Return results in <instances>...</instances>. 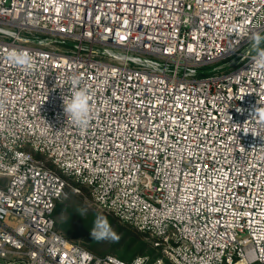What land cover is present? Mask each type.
Wrapping results in <instances>:
<instances>
[{
    "label": "built area",
    "instance_id": "1",
    "mask_svg": "<svg viewBox=\"0 0 264 264\" xmlns=\"http://www.w3.org/2000/svg\"><path fill=\"white\" fill-rule=\"evenodd\" d=\"M254 32L264 0H0V264H264ZM80 87L83 133L62 107ZM79 186L163 257L63 236L55 208Z\"/></svg>",
    "mask_w": 264,
    "mask_h": 264
},
{
    "label": "rangeland",
    "instance_id": "2",
    "mask_svg": "<svg viewBox=\"0 0 264 264\" xmlns=\"http://www.w3.org/2000/svg\"><path fill=\"white\" fill-rule=\"evenodd\" d=\"M7 180V177L0 174V185ZM71 187H75V185L71 183ZM71 187L68 188L66 196L59 201V203L65 204L64 210L56 216L57 227L60 230L62 226L66 227L68 232L65 235L69 239L98 256L115 255L125 260H131L134 254L137 253L139 246H142L140 243L143 242L145 247L142 249L143 253L141 256H148L151 262L160 258L159 256L163 257L162 252L152 246V243L154 245L152 237L117 218L114 214L100 210L92 200L86 187L79 186L80 192H75ZM98 216L108 220L111 228L119 236L118 241H96L91 238L90 231ZM87 224L89 225L86 229ZM130 235L136 239L131 248H128V244L123 239L127 236L128 241Z\"/></svg>",
    "mask_w": 264,
    "mask_h": 264
},
{
    "label": "clouds",
    "instance_id": "3",
    "mask_svg": "<svg viewBox=\"0 0 264 264\" xmlns=\"http://www.w3.org/2000/svg\"><path fill=\"white\" fill-rule=\"evenodd\" d=\"M262 40H264V37L259 32L252 33L250 37L252 49L255 53L250 62V70L252 71H264V48L261 47ZM8 60L16 67L25 70L32 63L31 56L23 51L9 52ZM62 107L63 114L72 125L82 133L85 132L91 115L90 93L87 87L75 89L68 97L62 94ZM253 115L264 117V112L255 108ZM90 235L96 241L116 242L119 240V236L111 228L108 220L100 216L94 221ZM135 264H138V262H135Z\"/></svg>",
    "mask_w": 264,
    "mask_h": 264
},
{
    "label": "trees",
    "instance_id": "4",
    "mask_svg": "<svg viewBox=\"0 0 264 264\" xmlns=\"http://www.w3.org/2000/svg\"><path fill=\"white\" fill-rule=\"evenodd\" d=\"M64 208H65V204L63 203H57V205H56V208H55V213H54V217H55V219H56V216H58L63 210H64ZM56 224H57V220H56ZM88 225L89 224H87V226H86V229L88 228ZM57 230L63 235V236H65L66 238H68L69 239V237H67L66 235H65V233H67L68 232V230H66V227H64V226H62V228H61V230L57 227ZM148 235V234H147ZM135 237L134 236H131L130 235V237H129V240L127 241V236L123 239V240H125L126 241V243L128 244L127 245V247L128 248H131V245L133 244V243H135ZM71 240V239H70ZM72 241V240H71ZM142 246H139V248L137 249L138 251H137V253L136 254H134V256L132 257V259L131 260H125V259H123V258H119V259H121V260H124V261H128V262H130V261H132V260H134V259H136V258H138V257H145V256H141L142 255V253H143V248L145 247V244L142 242V243H140ZM152 246L154 247V245H153V243H152ZM155 249L156 250H158V251H161L159 248H156L155 247ZM113 256H115V255H113ZM117 257V256H116ZM148 257V256H147ZM159 257H161V256H159Z\"/></svg>",
    "mask_w": 264,
    "mask_h": 264
}]
</instances>
